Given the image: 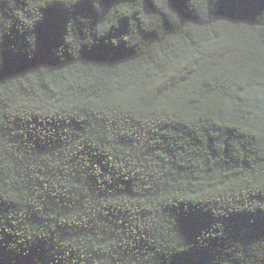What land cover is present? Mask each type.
<instances>
[{"label": "trees", "instance_id": "16d2710c", "mask_svg": "<svg viewBox=\"0 0 264 264\" xmlns=\"http://www.w3.org/2000/svg\"><path fill=\"white\" fill-rule=\"evenodd\" d=\"M0 264H264V0H0Z\"/></svg>", "mask_w": 264, "mask_h": 264}]
</instances>
